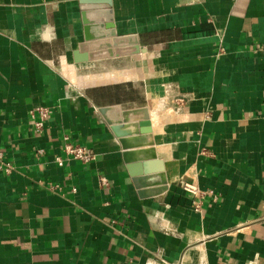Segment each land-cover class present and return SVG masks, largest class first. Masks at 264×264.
I'll list each match as a JSON object with an SVG mask.
<instances>
[{
  "label": "crops",
  "instance_id": "obj_1",
  "mask_svg": "<svg viewBox=\"0 0 264 264\" xmlns=\"http://www.w3.org/2000/svg\"><path fill=\"white\" fill-rule=\"evenodd\" d=\"M111 3L146 53L76 62L81 0H0V264H264V0ZM124 64L146 80L67 73ZM158 102L178 116L151 119L168 189L141 196L98 107ZM38 106L53 110L41 128ZM65 135L96 159L70 158Z\"/></svg>",
  "mask_w": 264,
  "mask_h": 264
},
{
  "label": "water",
  "instance_id": "obj_2",
  "mask_svg": "<svg viewBox=\"0 0 264 264\" xmlns=\"http://www.w3.org/2000/svg\"><path fill=\"white\" fill-rule=\"evenodd\" d=\"M83 41L74 50L76 62L95 61L146 53L137 34L118 35L111 0H81ZM91 5H104L90 7ZM122 149L123 160L141 196H157L168 189L164 161L155 147L148 106L123 108L121 104L98 107ZM150 184L153 188L145 189Z\"/></svg>",
  "mask_w": 264,
  "mask_h": 264
},
{
  "label": "built area",
  "instance_id": "obj_3",
  "mask_svg": "<svg viewBox=\"0 0 264 264\" xmlns=\"http://www.w3.org/2000/svg\"><path fill=\"white\" fill-rule=\"evenodd\" d=\"M222 50V48L220 47ZM53 110L48 106H38L33 108L32 114H37L40 117V121L36 122V127L41 128L45 120L50 119L52 116ZM62 150L66 153L70 158L79 160L83 163H89L96 159L95 152L89 147L84 144L75 142L72 137L69 135H65L62 141ZM57 161L59 164H62V158L58 156ZM4 165L0 164V169H2ZM7 170L10 169V165L7 164ZM99 184L102 186H108V179L105 175L98 176ZM183 188L190 192L193 195V206L195 209H200V198L202 196L201 190L193 183L185 182L182 184ZM159 264V263H153Z\"/></svg>",
  "mask_w": 264,
  "mask_h": 264
},
{
  "label": "rangeland",
  "instance_id": "obj_4",
  "mask_svg": "<svg viewBox=\"0 0 264 264\" xmlns=\"http://www.w3.org/2000/svg\"><path fill=\"white\" fill-rule=\"evenodd\" d=\"M138 58L141 59V56H138ZM140 63H141V61H140ZM111 69H113V68L106 67L105 65H103L101 68L102 74H100V75L97 74L98 69H96V68L94 70H92V72L89 74H86L88 69H83L79 72V74H83V75H78V81L76 82V85L88 87V86H96V85H100V84H111V83L119 82V81H114V79L111 78V74H110ZM118 72L120 73V75L125 77L124 80H122V81H126V80L134 78L131 81H128V83H133V84H137V83L140 84L141 83L140 80H146V78L149 74V72L146 70V67H141V65H140V69H134V68H131V67L126 66L124 64V66L122 67V70H118ZM115 90L118 92L117 93L118 96L125 97V96H129L131 94L130 88L126 89L123 86H121V87L118 86L117 88H115ZM162 102H160L161 104L158 107L161 110L164 108V104H163L164 102L163 103ZM158 104H159V102H158ZM177 118H178V116L175 114V112L170 110L168 117H166L165 115H160V116L157 115V118H156V116H155V123L160 124V123H163L165 120H169V119L173 120V119H177Z\"/></svg>",
  "mask_w": 264,
  "mask_h": 264
},
{
  "label": "bare ground",
  "instance_id": "obj_5",
  "mask_svg": "<svg viewBox=\"0 0 264 264\" xmlns=\"http://www.w3.org/2000/svg\"><path fill=\"white\" fill-rule=\"evenodd\" d=\"M67 73H68L69 77L71 78L72 83L76 84V82L78 81V74H76V73L74 74L73 71L72 72H67ZM110 74H111V78L114 79V81H119L120 82V81L124 80V78H125L124 76L120 75V73L116 69H111ZM160 104L161 103L159 102V104L157 103V105H155V107L150 109L151 119L153 120V122H155V116L157 118V115H156V113L154 111L156 109H159L158 107L160 106ZM172 111H174V110H172Z\"/></svg>",
  "mask_w": 264,
  "mask_h": 264
}]
</instances>
